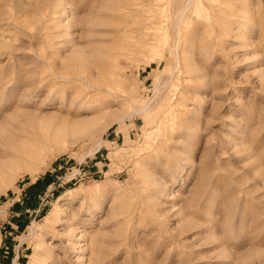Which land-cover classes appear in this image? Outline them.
I'll use <instances>...</instances> for the list:
<instances>
[{"label": "rangeland", "instance_id": "374dc122", "mask_svg": "<svg viewBox=\"0 0 264 264\" xmlns=\"http://www.w3.org/2000/svg\"><path fill=\"white\" fill-rule=\"evenodd\" d=\"M0 264H264V0H0Z\"/></svg>", "mask_w": 264, "mask_h": 264}]
</instances>
